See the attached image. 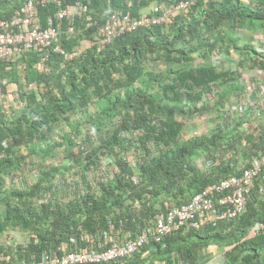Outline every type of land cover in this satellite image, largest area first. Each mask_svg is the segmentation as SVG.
Instances as JSON below:
<instances>
[{"label":"trees","instance_id":"16d2710c","mask_svg":"<svg viewBox=\"0 0 264 264\" xmlns=\"http://www.w3.org/2000/svg\"><path fill=\"white\" fill-rule=\"evenodd\" d=\"M25 1L0 0V20ZM174 1L61 0L87 11L53 20L47 61L32 49L0 60V239L18 232L26 243H0L14 264L135 236L264 152V112L239 111L264 91V0H195L99 46L109 13L137 18ZM55 10L40 8L41 21ZM259 221L264 169L240 217L102 264H197L210 248L220 264H264Z\"/></svg>","mask_w":264,"mask_h":264},{"label":"built area","instance_id":"2783aa9c","mask_svg":"<svg viewBox=\"0 0 264 264\" xmlns=\"http://www.w3.org/2000/svg\"><path fill=\"white\" fill-rule=\"evenodd\" d=\"M194 2L195 0L174 1L169 6L168 3L154 2L150 14H143L137 18L115 11L109 13L99 29L98 44L108 45L117 37L141 26L166 23L172 14L187 10ZM50 4L55 5L56 10L53 16L46 17L43 23L39 17V9ZM86 11L87 6L81 2L62 6L61 0H26L10 19L0 20V60L10 59L23 50L32 49L41 54V62L47 61L48 54L45 52L59 36L53 20L73 21ZM68 30L72 32L71 27ZM55 51L64 55L58 48H55ZM239 111L255 115L264 112V91L257 93L256 100L246 101L239 107ZM199 164L203 165V162ZM263 169L264 152L240 174L210 184L194 194L186 204L160 213L149 227L135 236L127 237L121 242L111 241L107 247L99 250L42 254L35 264L108 263L130 257L148 241L160 242L163 237L182 229L201 230L208 226L215 227L220 222L234 220L244 213L247 198ZM260 231H264V221L255 222L251 228V234ZM22 244H26L25 241ZM4 246L9 247L10 244L6 242ZM1 260L5 261V264H14L9 256H3L0 252Z\"/></svg>","mask_w":264,"mask_h":264},{"label":"rangeland","instance_id":"374dc122","mask_svg":"<svg viewBox=\"0 0 264 264\" xmlns=\"http://www.w3.org/2000/svg\"><path fill=\"white\" fill-rule=\"evenodd\" d=\"M152 5H153V3H152ZM147 10H149V9L147 8ZM8 87H9L10 90H12L10 85H8ZM24 238H25L24 235L21 234V233H18V232H9V234L6 237L3 236L0 239V243L4 245V243L8 242L10 244V246H11L13 244H20V243H22L23 241H25ZM208 252L209 253H212L214 255H217L218 260H215V263L221 262L222 254H220L216 249L210 248V250ZM213 252H215V253H213ZM204 258L203 259H199L198 264H202L203 261H204Z\"/></svg>","mask_w":264,"mask_h":264},{"label":"crops","instance_id":"0c3cea01","mask_svg":"<svg viewBox=\"0 0 264 264\" xmlns=\"http://www.w3.org/2000/svg\"><path fill=\"white\" fill-rule=\"evenodd\" d=\"M11 86V89H14V85H10ZM215 253V252H213ZM205 257V258H204ZM204 258V261L202 264H220L221 262L219 263H215V260H218V257L217 255H214L212 253H209L207 252L203 257H201L200 259H203ZM199 261V260H198ZM221 261H222V258H221ZM155 264H162V263H155ZM198 264V263H197Z\"/></svg>","mask_w":264,"mask_h":264}]
</instances>
